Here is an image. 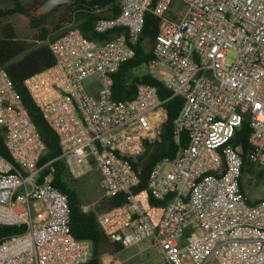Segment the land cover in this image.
<instances>
[{
  "label": "built area",
  "instance_id": "obj_1",
  "mask_svg": "<svg viewBox=\"0 0 264 264\" xmlns=\"http://www.w3.org/2000/svg\"><path fill=\"white\" fill-rule=\"evenodd\" d=\"M116 2L118 14L93 25L109 40L66 24L48 43L54 64L24 81L68 174L81 180L96 171L101 198L125 195L123 205L96 215L123 249L148 241L163 264H264V200L249 204L241 194L243 169L264 173V0ZM147 13L159 31L140 70L182 105L174 157L158 162L136 192L134 163L158 139L165 101L144 83L132 100L115 101L112 76L134 58ZM230 52L236 57L227 63ZM244 122L245 156L230 143ZM0 128L10 157L0 154V226L24 228L0 242V264H86L91 244L71 234L68 198L52 184V168L43 174L52 161L39 165L44 142L1 66Z\"/></svg>",
  "mask_w": 264,
  "mask_h": 264
},
{
  "label": "trees",
  "instance_id": "obj_2",
  "mask_svg": "<svg viewBox=\"0 0 264 264\" xmlns=\"http://www.w3.org/2000/svg\"><path fill=\"white\" fill-rule=\"evenodd\" d=\"M11 1L13 2L12 8L0 10V66L7 71L44 142L45 150L39 165L43 166L52 161L50 167L44 168L43 174H47L50 168H52V184L68 198L71 234L76 239L88 241L91 244V256L86 264H101L102 258L108 255V253H117L123 250V248L119 244L111 243L106 238L97 223L96 215L97 213L123 205L126 202V197L123 194H119L111 198H102L94 208L86 211L83 209L84 202L81 199L82 188L87 181H92V178L94 180L95 176L90 178V175H94L90 174L81 180H74L70 177L63 161L59 158L61 150L56 135L47 125L24 87V81L28 77L54 64V57L48 43L59 37L63 31L52 40H49L51 30L48 28V18L52 12H41L40 7H37V2L24 4L21 0ZM59 8L66 9L64 13V19L66 18V21H68L66 24L73 22L81 30L84 37L100 42L109 40L111 33L97 34L93 30L94 22L100 18L115 16L119 12L116 0H74L73 3L62 5ZM15 14L25 16L28 19L30 28L36 31V38L33 42L21 40L13 25L7 21L4 22L9 16ZM62 25L63 20H57L53 24V30L61 29ZM158 31L159 19L151 13H147L143 34L135 48L134 58L121 65L119 70L112 76V98L115 101L132 100L135 96L136 87L140 83L156 87L161 100L165 101L163 107L166 110V119L161 126L159 137L155 141L146 144L144 155L134 163V168L137 170L140 178L138 186L134 189L136 192L147 188L149 174L153 167L164 159L171 160L177 151V146L173 141L172 129L182 101L178 97L171 98V92L163 82L147 73L140 72V69L152 58V47ZM145 42L149 43L150 50L146 48ZM248 137V124L244 122L230 142L244 156L249 149ZM0 154L10 159L4 145V131L1 128ZM248 171H250L249 168L243 169V177ZM93 173L98 174L96 171ZM258 176L264 178V173H258ZM243 177L241 179V194L245 196L246 201L249 204H254L264 200V197L260 200H252L246 196ZM150 202L153 205L163 204L162 201H155L153 199H150ZM23 231V227L0 226V242Z\"/></svg>",
  "mask_w": 264,
  "mask_h": 264
},
{
  "label": "rangeland",
  "instance_id": "obj_3",
  "mask_svg": "<svg viewBox=\"0 0 264 264\" xmlns=\"http://www.w3.org/2000/svg\"><path fill=\"white\" fill-rule=\"evenodd\" d=\"M24 4H31L37 2V7H40L46 0H21ZM13 7V2L11 0H0V10L1 9H10ZM58 9V8H57ZM52 11L51 15L48 18V28L51 30V35L49 40H52L54 37L59 35L63 31V26L66 24V18L64 19L65 8H59L58 10ZM62 19L63 25L59 30H53V24L57 20ZM7 21L16 30L18 37L21 40H26L28 42H33L35 40L36 31L31 29L29 26L28 19L20 14H15L9 16L4 22ZM49 42V41H48ZM145 46L150 50L149 43L145 42ZM236 54L230 52L226 57L227 63H232L235 59ZM140 72H143L140 70ZM90 82H95L94 79L89 80ZM88 83V82H87ZM90 175L94 177L92 181L88 182L83 186L81 199L84 202V206H87L86 210L92 209L96 206L97 202L101 198L100 190V181L99 175L91 173ZM89 179V178H88ZM86 180V179H85ZM90 180V179H89ZM245 194L248 198L252 200H260L264 197V178H260L258 173L255 171L248 172L244 175L243 178ZM187 263V262H186ZM101 264H163V257L160 252L155 249L150 243L143 242L141 245L123 249L120 252L114 253L110 252L108 255L104 256L101 260Z\"/></svg>",
  "mask_w": 264,
  "mask_h": 264
},
{
  "label": "water",
  "instance_id": "obj_4",
  "mask_svg": "<svg viewBox=\"0 0 264 264\" xmlns=\"http://www.w3.org/2000/svg\"><path fill=\"white\" fill-rule=\"evenodd\" d=\"M74 0H46L41 6L40 11L43 13H49L62 5L71 4Z\"/></svg>",
  "mask_w": 264,
  "mask_h": 264
},
{
  "label": "crops",
  "instance_id": "obj_5",
  "mask_svg": "<svg viewBox=\"0 0 264 264\" xmlns=\"http://www.w3.org/2000/svg\"><path fill=\"white\" fill-rule=\"evenodd\" d=\"M110 15H111V13H110ZM252 171H255V170L250 169V171H248V172L250 173V172H252ZM248 172H247V173H248ZM255 172H256V171H255ZM243 178H244V177H243Z\"/></svg>",
  "mask_w": 264,
  "mask_h": 264
}]
</instances>
